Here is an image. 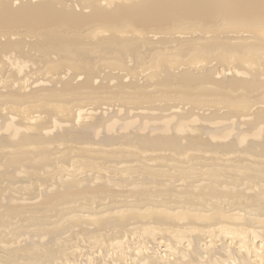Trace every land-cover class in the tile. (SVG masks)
<instances>
[{
  "label": "bare ground",
  "instance_id": "1",
  "mask_svg": "<svg viewBox=\"0 0 264 264\" xmlns=\"http://www.w3.org/2000/svg\"><path fill=\"white\" fill-rule=\"evenodd\" d=\"M0 264H264V0H0Z\"/></svg>",
  "mask_w": 264,
  "mask_h": 264
}]
</instances>
